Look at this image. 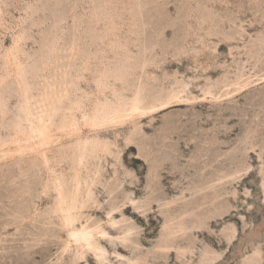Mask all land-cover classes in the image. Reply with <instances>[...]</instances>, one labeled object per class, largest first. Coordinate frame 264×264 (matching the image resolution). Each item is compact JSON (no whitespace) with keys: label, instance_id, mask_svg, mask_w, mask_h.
<instances>
[{"label":"rangeland","instance_id":"rangeland-1","mask_svg":"<svg viewBox=\"0 0 264 264\" xmlns=\"http://www.w3.org/2000/svg\"><path fill=\"white\" fill-rule=\"evenodd\" d=\"M0 264H264V0H0Z\"/></svg>","mask_w":264,"mask_h":264},{"label":"bare ground","instance_id":"bare-ground-1","mask_svg":"<svg viewBox=\"0 0 264 264\" xmlns=\"http://www.w3.org/2000/svg\"><path fill=\"white\" fill-rule=\"evenodd\" d=\"M120 119H121V116H117L115 118L116 121ZM46 122L47 120L45 119L44 121H40L37 125L36 130L38 132L37 136L39 140L34 147L35 150H39L40 152H42V156L44 157H45L44 155L45 153L43 151V148L48 144V139H49V130H48V126L46 125ZM97 122L99 121H97V119L94 118L93 120H91L90 126L96 127L98 125ZM103 122L100 123L101 126L105 124ZM62 128L64 129V131H66L68 135L74 134V132L77 130L75 126H73L72 124H67V123ZM33 129L35 130V128ZM90 143L97 144V142H90ZM77 144H81V143L79 142ZM75 208H76V205H75V201L73 200L72 204L68 205L65 209H63V212H67V217L65 218L67 224L73 227L70 233L72 238L74 239L76 243L82 244L84 247H87L91 250H100L97 239L95 238V233H94L95 230L91 229L87 225H82L81 228H74L75 226L74 224L77 221V216L73 214V211ZM96 232L97 234L104 235V232H102L101 230H96Z\"/></svg>","mask_w":264,"mask_h":264}]
</instances>
